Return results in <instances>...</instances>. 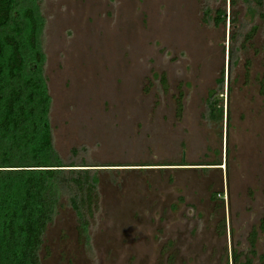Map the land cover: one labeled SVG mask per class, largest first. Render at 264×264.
Wrapping results in <instances>:
<instances>
[{
	"label": "rangeland",
	"instance_id": "374dc122",
	"mask_svg": "<svg viewBox=\"0 0 264 264\" xmlns=\"http://www.w3.org/2000/svg\"><path fill=\"white\" fill-rule=\"evenodd\" d=\"M31 4L54 147L64 160L96 164L99 178L84 230L62 197L44 233L41 264H233L234 252L264 264L260 6ZM218 9L225 21L217 20ZM222 72L220 122L208 118L207 102Z\"/></svg>",
	"mask_w": 264,
	"mask_h": 264
},
{
	"label": "trees",
	"instance_id": "16d2710c",
	"mask_svg": "<svg viewBox=\"0 0 264 264\" xmlns=\"http://www.w3.org/2000/svg\"><path fill=\"white\" fill-rule=\"evenodd\" d=\"M253 1L264 20V0ZM225 19V10L218 9L217 20ZM38 23L31 0H0V264H41L44 233L62 197L76 212L81 231L98 203L96 164L64 160L54 147ZM257 29L252 26L244 39ZM261 49L264 53V37ZM260 81L264 92V75ZM224 83L222 72L207 102L208 118L214 121H223ZM72 153L76 156L77 149ZM254 237L255 232L253 254ZM232 258L233 264H252L241 253Z\"/></svg>",
	"mask_w": 264,
	"mask_h": 264
}]
</instances>
